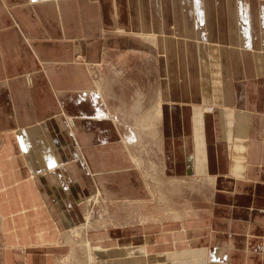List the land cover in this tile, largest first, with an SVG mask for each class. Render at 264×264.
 Here are the masks:
<instances>
[{
    "label": "crops",
    "instance_id": "1",
    "mask_svg": "<svg viewBox=\"0 0 264 264\" xmlns=\"http://www.w3.org/2000/svg\"><path fill=\"white\" fill-rule=\"evenodd\" d=\"M136 70L159 212L115 120ZM184 184L207 203L169 204ZM97 192L149 215L86 227ZM82 226L93 264H264V0H0V264H57Z\"/></svg>",
    "mask_w": 264,
    "mask_h": 264
},
{
    "label": "rangeland",
    "instance_id": "2",
    "mask_svg": "<svg viewBox=\"0 0 264 264\" xmlns=\"http://www.w3.org/2000/svg\"><path fill=\"white\" fill-rule=\"evenodd\" d=\"M142 60L143 58H141V61ZM137 75L138 71L136 70L135 78L131 77L130 79H127L126 77L123 79V82L125 83V86L122 88L123 97H120L116 104L114 103L118 107L117 109L115 108V112L117 113H115V120L121 124V129L124 134V144L136 165L141 167L148 179L153 182V195L155 196V199H153L149 206H155L159 212L160 203L162 202L164 205V202L166 201L162 192L160 193L162 181L157 176L158 168L160 166V143L157 131L159 119L156 117L155 108L159 107L160 103H158L157 100L154 101L156 94L155 77L146 75L138 77ZM132 79H134L133 82L131 81ZM142 95H146V97L144 98ZM144 99L146 102V107H144ZM163 188L165 189V185ZM167 188L170 190L168 185ZM176 189L177 190H170L171 194L169 197H167L169 204H182L183 202L187 201L188 198L190 202H194V204L198 206H202L207 203V199L205 198L204 194H195L196 192L193 191L189 186H185V184L183 188L176 186ZM144 205L146 204L136 201L130 203L110 201L102 197L100 192H97V194H95L93 197H90L85 204L87 217L86 227L109 226L112 224V216L114 215L113 213H117L118 211L126 212L120 213L121 215L119 217L121 219H127V211L130 210L129 206H131V210L136 212L131 214L130 220L143 221L144 218L149 215L148 213H143ZM156 216H158V214ZM172 216L177 217L178 214L173 212ZM82 227V230L84 231L81 233V235L78 234V232L72 231L71 236L67 238V240L70 239V242L72 243V249L70 253L68 252L60 256L57 264L94 263L91 262L93 258H91L85 247L84 232L86 229L84 226ZM66 259L68 260L66 261Z\"/></svg>",
    "mask_w": 264,
    "mask_h": 264
},
{
    "label": "bare ground",
    "instance_id": "3",
    "mask_svg": "<svg viewBox=\"0 0 264 264\" xmlns=\"http://www.w3.org/2000/svg\"><path fill=\"white\" fill-rule=\"evenodd\" d=\"M149 39V38H148ZM152 39H153V37H152ZM151 39V40H152ZM150 40V39H149ZM212 109V107H208V108H206V110L207 111H210ZM155 112H156V117H157V119H161V116H162V107H161V104H160V106L159 107H156L155 108ZM83 243V242H82ZM85 247H86V249H87V251H88V253H89V255L91 256V258H93V255H92V248H91V246H90V244H89V242H87V241H85ZM90 258V257H89ZM68 259H66V261H67ZM91 262H93V259L91 260Z\"/></svg>",
    "mask_w": 264,
    "mask_h": 264
}]
</instances>
